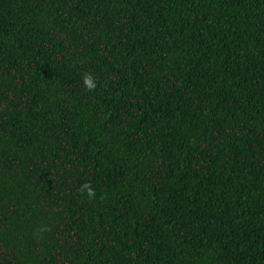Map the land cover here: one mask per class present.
Masks as SVG:
<instances>
[{
  "label": "trees",
  "instance_id": "obj_1",
  "mask_svg": "<svg viewBox=\"0 0 264 264\" xmlns=\"http://www.w3.org/2000/svg\"><path fill=\"white\" fill-rule=\"evenodd\" d=\"M0 264H264V0H0Z\"/></svg>",
  "mask_w": 264,
  "mask_h": 264
},
{
  "label": "clouds",
  "instance_id": "obj_2",
  "mask_svg": "<svg viewBox=\"0 0 264 264\" xmlns=\"http://www.w3.org/2000/svg\"><path fill=\"white\" fill-rule=\"evenodd\" d=\"M83 85L86 90L94 91L98 86V82L91 73H85L83 76ZM80 191L81 193L86 194L89 198H94L96 196L95 189L91 183L88 182L81 185Z\"/></svg>",
  "mask_w": 264,
  "mask_h": 264
}]
</instances>
